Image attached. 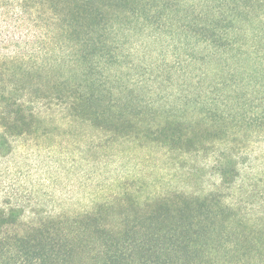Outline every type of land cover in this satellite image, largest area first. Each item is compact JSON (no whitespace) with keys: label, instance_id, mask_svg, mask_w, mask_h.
<instances>
[{"label":"trees","instance_id":"trees-1","mask_svg":"<svg viewBox=\"0 0 264 264\" xmlns=\"http://www.w3.org/2000/svg\"><path fill=\"white\" fill-rule=\"evenodd\" d=\"M0 119V264H264V0H0Z\"/></svg>","mask_w":264,"mask_h":264},{"label":"rangeland","instance_id":"rangeland-1","mask_svg":"<svg viewBox=\"0 0 264 264\" xmlns=\"http://www.w3.org/2000/svg\"><path fill=\"white\" fill-rule=\"evenodd\" d=\"M130 46L134 47L135 52H137V58H145L147 63L150 62H158L159 58H163L166 54L171 56V49L166 45L163 40L158 42H151V40L146 39L144 37L137 38L135 36L130 37ZM147 50V55H144V51ZM148 50H151L153 59L156 61H152L148 54ZM146 56V57H145ZM1 120V119H0ZM1 122V121H0ZM1 128V127H0ZM253 146V145H252ZM0 182L7 184L10 180L17 177V170L25 169L26 164L29 166L30 174L34 176L32 178L27 177L21 179V181L27 179L28 186H31V181H38L41 176H53L52 173H42L46 167H51L54 165V162L59 158L60 154L51 153L48 149H38V147H34L33 144L30 147H25L22 143V139H17L13 141L11 145V149H5L4 147H0ZM72 149V148H71ZM253 155L260 154L264 155V140L254 145ZM33 154V155H32ZM29 156L30 161H25L26 156ZM201 155L199 159H201ZM110 158V156H109ZM111 159V158H110ZM113 160V158H112ZM204 160V158H203ZM263 161H257L256 164L260 165ZM98 163V162H97ZM99 164V163H98ZM43 167V170H41ZM101 167V166H100ZM103 168V167H101ZM104 169V168H103ZM109 169V166H108ZM94 170V168H93ZM59 172V182L55 183L56 187H50L51 190L57 193H67L68 191H73L76 194H81L83 190L74 185V180H78V177L74 178L73 174H65L64 170H58ZM95 176V174H93ZM176 182V180H175ZM85 190V189H84Z\"/></svg>","mask_w":264,"mask_h":264}]
</instances>
